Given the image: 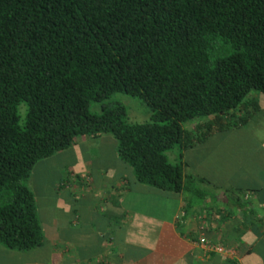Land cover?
<instances>
[{"label":"trees","instance_id":"trees-1","mask_svg":"<svg viewBox=\"0 0 264 264\" xmlns=\"http://www.w3.org/2000/svg\"><path fill=\"white\" fill-rule=\"evenodd\" d=\"M252 91L264 96V0H0V247L42 245L28 179L82 136L114 138L140 184L193 191L187 209L203 196L217 205L215 190L195 186L208 179L184 175L183 152L247 123L260 109ZM117 93L141 102L149 121L105 103ZM197 117L210 119L183 127Z\"/></svg>","mask_w":264,"mask_h":264},{"label":"crops","instance_id":"crops-1","mask_svg":"<svg viewBox=\"0 0 264 264\" xmlns=\"http://www.w3.org/2000/svg\"><path fill=\"white\" fill-rule=\"evenodd\" d=\"M86 139L77 137L68 149L35 164L27 184L43 243L25 252L0 247V259L13 264H264V176L245 191L235 189L236 201L228 206L232 212L223 219L219 209L231 197L227 189L214 191L217 205L211 208L203 196L205 202L187 209L193 200L182 192L157 200L156 190L138 183L118 157L114 138H97L111 142L108 160L92 159ZM41 161L45 166L36 171ZM199 235L232 249L233 257L194 244ZM25 253L36 257L24 258Z\"/></svg>","mask_w":264,"mask_h":264},{"label":"rangeland","instance_id":"rangeland-1","mask_svg":"<svg viewBox=\"0 0 264 264\" xmlns=\"http://www.w3.org/2000/svg\"><path fill=\"white\" fill-rule=\"evenodd\" d=\"M249 96L258 99L260 109L252 112L247 123L241 126H231L228 129L226 127L216 129L204 142L184 151V175L204 176L210 181L209 187L213 191L227 189L229 192H235V189L245 191L247 187L252 185L250 184L252 180L256 181L258 177L264 176V96L254 91ZM117 102L125 106L129 122L144 123L149 121L146 108L137 99L117 93L105 101L107 104ZM90 110L99 113L100 104L91 103ZM208 119L210 117H197L182 125L185 129L190 130L196 123ZM86 140L87 154L89 153L92 159L93 157L105 158V160L110 158L108 155L112 151L111 142L102 143L103 139L91 138ZM177 153V149L174 148L168 151L166 155L171 162H175ZM43 162L45 161L38 163L36 171L41 164L45 166ZM202 184L195 183V186L202 188ZM164 193L166 194V192L156 191L154 197L158 200ZM185 193V196L197 199L195 197L197 194L193 191ZM25 254L24 258L36 257L33 253ZM21 261L23 260L20 259ZM0 264H13V262L12 260L9 262V260L0 259Z\"/></svg>","mask_w":264,"mask_h":264},{"label":"built area","instance_id":"built-area-1","mask_svg":"<svg viewBox=\"0 0 264 264\" xmlns=\"http://www.w3.org/2000/svg\"><path fill=\"white\" fill-rule=\"evenodd\" d=\"M194 244L202 247L207 252H214L222 255H226L227 257H233L234 251L228 247H225L221 244L212 242L208 240L205 236L199 235L197 239L194 241Z\"/></svg>","mask_w":264,"mask_h":264}]
</instances>
